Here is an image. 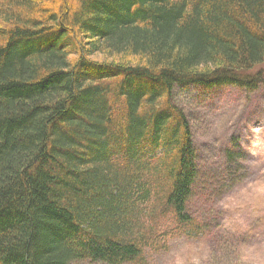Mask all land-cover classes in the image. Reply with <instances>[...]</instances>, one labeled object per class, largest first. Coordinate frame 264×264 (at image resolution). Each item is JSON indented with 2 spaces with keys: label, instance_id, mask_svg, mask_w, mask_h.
Instances as JSON below:
<instances>
[{
  "label": "trees",
  "instance_id": "obj_1",
  "mask_svg": "<svg viewBox=\"0 0 264 264\" xmlns=\"http://www.w3.org/2000/svg\"><path fill=\"white\" fill-rule=\"evenodd\" d=\"M180 86L264 88V0H0V264H150L199 233Z\"/></svg>",
  "mask_w": 264,
  "mask_h": 264
},
{
  "label": "rangeland",
  "instance_id": "obj_2",
  "mask_svg": "<svg viewBox=\"0 0 264 264\" xmlns=\"http://www.w3.org/2000/svg\"><path fill=\"white\" fill-rule=\"evenodd\" d=\"M173 102L189 120L197 151L199 187L189 210L201 229L191 236L161 235L147 248L149 263L167 264L179 251L188 264H264V88L180 86ZM234 139L245 168L236 171V182L225 166Z\"/></svg>",
  "mask_w": 264,
  "mask_h": 264
},
{
  "label": "clouds",
  "instance_id": "obj_3",
  "mask_svg": "<svg viewBox=\"0 0 264 264\" xmlns=\"http://www.w3.org/2000/svg\"><path fill=\"white\" fill-rule=\"evenodd\" d=\"M167 264H188V261L184 259L179 251L174 255L168 262Z\"/></svg>",
  "mask_w": 264,
  "mask_h": 264
}]
</instances>
